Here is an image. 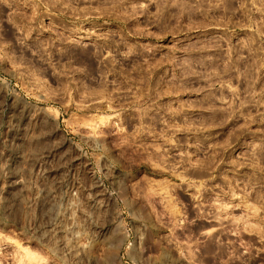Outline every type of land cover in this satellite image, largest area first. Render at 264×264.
Wrapping results in <instances>:
<instances>
[{
    "label": "rangeland",
    "instance_id": "rangeland-1",
    "mask_svg": "<svg viewBox=\"0 0 264 264\" xmlns=\"http://www.w3.org/2000/svg\"><path fill=\"white\" fill-rule=\"evenodd\" d=\"M111 1L0 0V264H264V0Z\"/></svg>",
    "mask_w": 264,
    "mask_h": 264
},
{
    "label": "bare ground",
    "instance_id": "bare-ground-1",
    "mask_svg": "<svg viewBox=\"0 0 264 264\" xmlns=\"http://www.w3.org/2000/svg\"><path fill=\"white\" fill-rule=\"evenodd\" d=\"M112 1H113V0H112ZM112 1H111V2H112ZM116 1H117V0H116ZM116 1H115V2H116ZM117 2H118V1H117Z\"/></svg>",
    "mask_w": 264,
    "mask_h": 264
}]
</instances>
